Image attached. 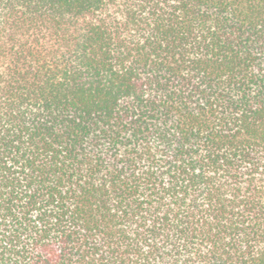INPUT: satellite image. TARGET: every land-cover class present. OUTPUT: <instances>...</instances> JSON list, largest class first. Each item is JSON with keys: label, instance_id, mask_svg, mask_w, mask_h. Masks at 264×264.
<instances>
[{"label": "trees", "instance_id": "1", "mask_svg": "<svg viewBox=\"0 0 264 264\" xmlns=\"http://www.w3.org/2000/svg\"><path fill=\"white\" fill-rule=\"evenodd\" d=\"M0 264H264V0H0Z\"/></svg>", "mask_w": 264, "mask_h": 264}]
</instances>
